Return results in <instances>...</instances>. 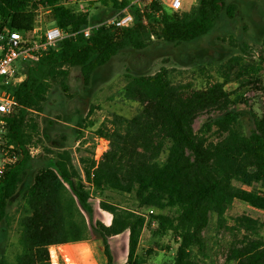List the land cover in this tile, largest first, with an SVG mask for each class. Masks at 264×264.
<instances>
[{
  "label": "trees",
  "instance_id": "obj_1",
  "mask_svg": "<svg viewBox=\"0 0 264 264\" xmlns=\"http://www.w3.org/2000/svg\"><path fill=\"white\" fill-rule=\"evenodd\" d=\"M96 1L111 6L114 13L128 3L90 0V4ZM196 1L190 7L157 15L161 4L154 0L146 13L151 19L149 26L100 23L90 37H66L38 60L19 62L25 78L3 84L20 105L13 113L1 115L7 144L0 147L12 143L10 154L16 160L0 175V221L10 225L19 213L20 250L13 260L0 254V264H52V246L88 239L87 224L77 218L76 202L68 196V187L86 208L90 207V188L99 193L115 190L134 198L133 206L99 201L100 207L112 214L110 223L97 219L94 224L103 237L107 264H114L108 238L123 232L128 234L127 264H143L158 246L170 250V244L156 241L167 234H172L177 246L173 259L159 264H210L195 250H203L204 231L211 221L227 227L226 212L235 200L264 209V190L255 187L264 186V114H253V127L246 131L242 113L229 109L233 99L225 87L235 78L244 85L255 81L252 76L257 61H246L242 55L227 60L222 80L203 87L173 81L166 66L153 73L128 75L124 95L141 107L133 116L112 112L96 127L94 135L109 142L101 156L83 154L80 170L69 149H55L50 164L38 168L32 182L26 183L31 160L28 146L38 127L31 116L43 111L53 83L68 91L70 68L77 67L89 84L96 69L124 48L141 49L155 38L175 44L193 41L207 34L223 11L228 16L236 11L234 2ZM71 2L0 0V32L8 27L28 33L41 14H45L46 23L65 30H77L97 19ZM246 74L250 78L245 81L242 76ZM210 110L221 113L195 129L196 117ZM15 200L18 206L11 212L8 207ZM233 219V228L244 233L229 245L226 262L264 264V238L259 237L263 223L245 214ZM144 229L150 230L154 243L139 253ZM65 253L71 264H76L70 249Z\"/></svg>",
  "mask_w": 264,
  "mask_h": 264
},
{
  "label": "rangeland",
  "instance_id": "obj_2",
  "mask_svg": "<svg viewBox=\"0 0 264 264\" xmlns=\"http://www.w3.org/2000/svg\"><path fill=\"white\" fill-rule=\"evenodd\" d=\"M226 2L236 4L234 15L228 16L223 11L211 30L193 41L175 44L155 38L141 49L134 47L122 49L108 63L96 69L89 84L84 82L77 67L70 68L67 79L68 91L53 83L43 104V111L31 116L38 127L33 133L34 141L28 146V157L31 160L27 168L26 183L32 182L38 168L50 164L55 149H69L74 164L80 170H82L80 157L83 154L90 156L94 152L96 157H100L108 148L109 142L94 135L96 127L112 112L133 116L141 107L139 102L124 95L128 75L153 73L161 66H166L170 70L173 81L192 82L194 86L203 87L213 81L222 80L223 68L231 56L242 55L246 61L256 60V71L252 76L256 77L254 82L244 85L235 78L225 86L233 99L229 109L242 113V125L249 131L253 127V114H264V0ZM71 3L78 9H87L91 18L95 16L97 19L91 22L94 24L105 22L114 14L111 6L101 2L90 4V0H72ZM39 17L40 25L44 26L45 14ZM242 78L246 81L250 77L246 74ZM220 113L219 110H210L199 114L194 121V128L198 129L209 117ZM212 137L216 138V135L213 134ZM103 141H106L105 145ZM3 157L0 147V164ZM255 187L264 190V186L259 184ZM90 191V207L86 208L68 187V196L73 197L76 202L77 218L83 219L87 224L88 239L52 246L50 252L54 253L57 264H71L66 256V249H70L69 255L76 264H107L103 237L94 224L97 219L110 223L112 214L101 208L99 201L106 200L122 206H133L135 203L132 195L127 193L109 189L99 193L93 188H90ZM17 206L18 201L15 200L9 205L8 210L12 212ZM242 214L263 223L259 237L264 238V209L235 200L226 212L227 227L221 228L212 220L204 231L203 250H195L197 256L210 264H230L226 262L227 249L235 238L241 237L244 233L233 228V218ZM18 215L19 213L10 225L0 221V254L3 253L11 260L20 250ZM153 239L150 230L144 229L139 240L138 252H144V248L151 246L154 243ZM127 241V232L108 238L114 264H127ZM156 241L160 245L170 244L172 248L168 250L163 246L155 247L143 264H159L173 259L177 243L174 242L172 234L164 235Z\"/></svg>",
  "mask_w": 264,
  "mask_h": 264
},
{
  "label": "built area",
  "instance_id": "obj_3",
  "mask_svg": "<svg viewBox=\"0 0 264 264\" xmlns=\"http://www.w3.org/2000/svg\"><path fill=\"white\" fill-rule=\"evenodd\" d=\"M153 1L128 0L124 7L116 11L107 21L101 23L114 24L117 27H133L137 23L149 26L151 19L146 13ZM158 1L161 8L156 12L157 15L164 10L177 11L182 9L186 0ZM40 20L39 17L33 30L28 33L8 27L0 32V146L7 144V138L4 135L5 120L1 115L13 113L20 105L14 96L3 87V84L19 83L25 78V74L19 70V62L21 60H38L49 47L55 46L58 41L66 37L73 39L78 38L79 35L90 37L92 29L100 24L91 23L77 30H65L55 24L46 23L42 26ZM152 37H155V34H152ZM13 147L12 143L7 147H2L4 157L0 164V175L6 170L8 164L16 160V156L10 154ZM50 255L52 264H57L54 253L50 252Z\"/></svg>",
  "mask_w": 264,
  "mask_h": 264
},
{
  "label": "crops",
  "instance_id": "obj_4",
  "mask_svg": "<svg viewBox=\"0 0 264 264\" xmlns=\"http://www.w3.org/2000/svg\"><path fill=\"white\" fill-rule=\"evenodd\" d=\"M190 4V5H189ZM193 4H195V3H193ZM189 6H192V3H189L187 0L185 1V5H184V7H189ZM105 144V143H104Z\"/></svg>",
  "mask_w": 264,
  "mask_h": 264
},
{
  "label": "bare ground",
  "instance_id": "obj_5",
  "mask_svg": "<svg viewBox=\"0 0 264 264\" xmlns=\"http://www.w3.org/2000/svg\"><path fill=\"white\" fill-rule=\"evenodd\" d=\"M105 145V144H104Z\"/></svg>",
  "mask_w": 264,
  "mask_h": 264
}]
</instances>
